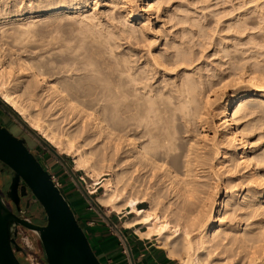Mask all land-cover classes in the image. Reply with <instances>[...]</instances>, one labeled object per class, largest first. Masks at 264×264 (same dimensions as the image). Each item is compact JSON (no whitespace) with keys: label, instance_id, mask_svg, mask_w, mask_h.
<instances>
[{"label":"bare ground","instance_id":"obj_1","mask_svg":"<svg viewBox=\"0 0 264 264\" xmlns=\"http://www.w3.org/2000/svg\"><path fill=\"white\" fill-rule=\"evenodd\" d=\"M1 4L0 24H8L6 29L18 42L27 40L35 28L23 27L18 22L21 15L14 14L17 17L12 19L5 1ZM64 6L35 9L41 13L37 21L67 17L72 11ZM77 7L69 6L70 10ZM132 8L123 9V16L131 17L134 30L145 38L148 23L141 11ZM177 22L196 29L178 30L172 42L168 39L171 51L148 55L138 66L125 59L127 50L121 60L106 65L99 60V52H89L91 47L84 53L74 48L76 52L71 49L74 53L69 52L65 61L71 62L69 69L79 72L69 70L73 75L68 76L67 68V75L51 79L46 75L53 69L50 60L28 63L17 58L21 61L14 63L18 69L13 75L0 66V97L45 141L70 148L75 167L85 169L95 180L99 174L109 175L97 201L116 210L129 208L134 216L128 224L144 227L137 231L145 238L158 236L179 264H264V50L254 48L255 44L245 47L235 34L232 39L238 42H223L219 34V41L210 44L218 58L204 62L205 43L212 38L206 26L186 17ZM124 29L123 33L127 29L135 33L131 27ZM89 30L85 37L92 43H105L106 31L102 36ZM64 121L68 126H63ZM151 178H156L153 184H149Z\"/></svg>","mask_w":264,"mask_h":264},{"label":"rangeland","instance_id":"obj_2","mask_svg":"<svg viewBox=\"0 0 264 264\" xmlns=\"http://www.w3.org/2000/svg\"><path fill=\"white\" fill-rule=\"evenodd\" d=\"M1 1H5L4 7L7 10L9 9L12 11V13L10 12L11 14L9 13V16L11 18L17 17V16H12L14 14L15 15L20 14L23 21L20 19L21 22H20V20L18 22L21 23V25L23 27L31 26V27L35 28V32H30V34L28 35V38H26L27 40H22L20 43V41L18 42V40L13 39L14 33L11 34L10 30H7L8 26H9L8 24H7L8 26L7 25L2 26V24H0V35H1L0 36V66H2V68L5 67L6 70H4V71H10V73H12V75H13V72L15 74L16 70L18 69L16 66H17V64H19L18 62L21 60H24V61L26 60L28 63H31L32 61L37 62V61H49L50 60L49 62L52 63L53 69H51V72L46 73V75L48 77H51V79H55L56 77H59L63 74L67 75V73L69 74L68 76H70L71 73H69V70L71 72L74 71L73 74H75V72L78 73L79 71H75V70L72 71L73 66H72L71 62L65 61V57L67 55H69L70 53H74L78 50H79L78 53H81V52L84 53L90 47H91V49L93 47L94 48H93V50L89 49V52H91V51L96 52V53L99 52V57H98L99 60L101 62H104L106 65H109L110 62H111V64H114L115 62H117V59L121 60L123 58L121 54H123L126 50L128 51V49H130L128 52L127 51L125 52L126 55H129V57H127L125 54H123V56L125 57V59L129 58L128 60H129L131 65H133V66L137 65L138 66V64L139 65H140V63L142 64V59L144 60V57H147L148 55H149L148 57L151 58L155 54H156L155 56H160L163 52H164V54H166L169 50L171 51L172 50L171 48H173V47H171L172 44L170 43L169 40H170V38H171V42H172V40H174V38H173L174 33L179 35L180 34L179 31L185 27L190 28V29L192 28V30L196 29V26L192 25V27H190L191 26L190 23H186V24L185 23L184 24L178 23L177 21H178L179 17H186L192 21L197 19V21L200 22L201 25L204 24V25H202L203 27H205V26L207 27V28L205 27L204 29H206V31L209 33L208 36L210 34L212 35V36H209L212 38L208 39L207 43H205L207 46V50L205 47V49H204L205 53H203V54H205V58H202L203 60H205L204 62H207L208 60H209V62H215V59L218 58L219 54L218 55L213 54V51L211 50L212 45L210 46V44L213 42H216V40L219 41L220 35L222 37V34H223L222 38L224 39V40H222L223 42H225V41L229 42V40L231 42H233L235 39L233 40L232 38L235 37L236 35H238L236 37L239 38L240 40L242 38L241 42H243L244 44L246 43L245 47L246 46L247 47L248 46L254 47V44H255L256 47H254V48L258 47V48H261L264 50V47H262V45L264 46V44H263L264 43V32H263L264 29H262V27L264 28V19H263L264 18V0H205V1L204 0L203 1L202 0H169V1L168 0H80V1L79 0H74V1L68 0V1H70V2H68V5L70 7L78 6L76 10H72V9L70 10L69 6L67 5L66 0L65 1L64 0L63 1L62 0L61 1L60 0H21V1L20 0H15V1L14 0H0V2ZM44 1L45 2L47 1V2L44 3ZM75 1H77V2L79 1L77 5H76ZM81 1H82V3H81ZM84 1H85V3H84ZM255 1H256V3H255ZM146 3L151 4V6L150 7L147 6L148 7L147 8L145 6ZM73 4H75V5H73ZM48 5H49V7H48ZM55 5H63V6L66 5V6H64V7H66L65 10L68 9L69 11H72V13L71 14L69 13L70 15H68L67 17H59L57 19L55 17L56 20L55 19L51 20L50 18H47V19L45 18L47 21L45 19H44V21H43V19H40L39 21H37L38 18L41 16V13L40 14L38 12L36 13V11L40 10L41 9L40 7L47 9V8H50V6L53 7ZM129 6H130V8L134 7V9L132 8L133 11H135V10H137V11L139 10V12L141 11V13L144 17V18H142V20H145L146 24L148 23L147 29H149V31L147 32V35L145 38L138 36L139 33L137 32V30H134L135 28H133L135 23L133 21H130L131 17L128 20H126L125 16H123V15H125L123 9L128 8ZM136 6H137V8H136ZM0 7L2 8V4L0 5ZM143 7H145V8H143ZM151 7H152V9H151ZM179 7H180L181 11L179 10ZM181 7H183V8H181ZM141 8H143V9L140 10ZM226 8H228V9H226ZM238 8H239V10H238ZM35 9H36V11H35ZM108 10H109V12H107ZM31 11L33 12L32 15L29 13ZM90 11H92V12H90ZM166 13H168V14H166ZM86 14H88V15H86ZM2 15H4V13ZM71 15H72V17H71ZM212 16H214V17H212ZM217 16H218V20H217ZM237 17H238V20H237ZM245 17H247V18H245ZM6 18H8V17H6ZM239 18H240V20H239ZM241 18H242V21H241ZM244 19H246V20L244 21ZM26 20H28V21H26ZM236 20L239 22L244 21L242 23L244 25H242L241 22H240V24H239V22H237V24L236 23L232 24V23H234V21L236 22ZM126 21H128V22H126ZM147 21H149L150 23ZM219 21H220V23H219ZM229 21H230L229 26H231V27H229L227 24V22H229ZM37 22H39V23H37ZM106 22H108V23H106ZM131 23L133 24V26ZM93 24H95V25H93ZM125 24H127V25H125ZM175 24H176V26H175ZM122 25H124V26H122ZM233 25H235V26H233ZM236 25H237V27H236ZM128 27H131V29L135 31L134 34H136V35H134L133 32H130L129 29L126 30L128 33L127 32L123 33L121 31V29L123 30L124 28H128ZM40 28H42V29H40ZM87 28H88V30H87ZM89 28L92 29V31L94 30L93 31L94 34L96 33L98 35L101 32L100 35H102V36H103V34H104V36L108 35L105 37V38H107V40L105 41V43L103 45L100 46L97 43H92L88 38L85 37L86 33L90 32ZM101 28H102V30H101ZM217 28H218V30H217ZM240 28H241V30H240ZM161 29H163V30H161ZM229 29L231 31H229ZM238 30H240L244 33L240 32V31L238 32ZM2 31H4L5 33H3ZM8 31L10 32V34ZM80 31H81V33H80ZM105 31H106V35H105ZM165 32H167V34ZM213 32H214V34H213ZM78 33L80 34L79 36H78ZM111 33H114V35L110 38L109 34H111ZM121 33H123V35H120ZM225 33H227V34H225ZM234 34H235V36H233ZM243 34H244V36H243ZM166 36H167V38H166ZM224 36H226V37H224ZM227 36L231 37V38H228ZM59 38H61V39L59 40ZM76 38L78 40H76ZM79 38H81V39H79ZM83 38H85V39L83 40ZM151 38L153 41L155 38V41L153 42L152 40H150ZM186 38L187 37H184V39H186ZM195 38H196V36L193 38L192 42H196ZM14 40H16V41H14ZM58 40L62 41V43H59ZM63 40H64V42H63ZM210 40H211V42H209ZM235 41H237V40H235ZM7 42H8V44H7ZM81 42H83V43L81 44ZM107 42H108V44H107ZM143 42H144V44H143ZM168 42H169V44H171V45H169L171 48H169L167 46ZM148 44H149V46H148ZM62 45H63V47H62ZM79 46H81V49ZM99 46H100V48H99ZM243 46L244 45H239L238 47H243ZM59 47L61 48L62 52H61ZM22 48H23V50H22ZM74 48L76 51L74 50ZM102 48H103V51L101 52ZM116 48H118L117 51H116ZM194 48L196 49L197 46H194ZM66 49H67V52H63V51H66ZM71 49L74 52H72ZM83 49H84V51H83ZM108 49H109V51H107ZM120 49L122 50V52ZM147 49H149V51ZM166 49H168V50H166ZM114 50L116 51L115 53H117V55L115 53H113ZM59 51H60V53H59ZM160 51H161V53H159ZM14 52L16 55L14 54ZM109 53L110 54L112 53V55H108ZM119 53H120V55H119ZM127 53H129V54H127ZM60 54L62 57L60 56ZM113 54H115L116 56ZM157 54H159V55H157ZM107 55L111 56V57L114 56L115 58H113V59H111V57L108 58ZM118 56L119 57L121 56L122 58L121 57L119 58ZM13 57H14V59L19 58L21 60L18 61V59H17L15 61L13 59ZM63 57H64V60H63ZM140 57H141V59H140ZM7 58H9V59L11 58V61L13 59V63L12 62L10 63L9 59L7 61ZM206 58H207V60H206ZM51 59H52V61H51ZM61 60L67 65H65L64 63H61L62 62ZM108 60H110V61H108ZM114 60H115V62H113ZM137 60H138V62H136ZM6 61L9 62V64H7ZM4 62H6V63H4ZM16 62H17V64H14ZM55 62L56 63L58 62V65L61 64V66L59 65L56 67ZM64 65L67 67H65ZM13 66H15V67H13ZM62 66H64L63 69L65 68L64 71L62 70V68L60 69V67H62ZM71 66H72V68L69 69ZM55 67L57 68L56 70L54 69ZM2 68H0V69H2ZM9 68H13V69L11 70ZM14 68H15V70H14ZM67 68H68V70H67ZM42 69H43V67H42ZM66 70H67V73L65 72ZM73 74H71V75H73ZM8 75H9V73H8ZM12 75L10 74V77H12ZM10 77H8V78L10 79ZM10 108H12V107H10ZM261 120L263 121V123L261 125V127L263 129L264 128V117L261 118ZM0 123H2L3 125L11 127L12 128L11 133L13 135L23 137L25 139V142L27 143L28 147L34 153L37 152V155L41 161L42 166L44 167V169H46L50 173V175H54L56 181L58 182V185H57L58 188L60 189V191L62 192V194L66 198L67 202L71 204L72 209L75 210L77 208L80 213L82 212V214L85 215L84 219H82L80 221V225H81L82 229L84 230L85 234H86V228H88L89 226H95L96 222L103 224L104 228H106V231L110 235H112L118 239V241L120 242V246H122V248L125 250V253H127L125 246H124V242H123L122 238L120 237L119 233L111 225V223L108 222V220L100 212H98L96 210V208L89 202V200L87 198V195H89L92 199H94L98 203V205L101 207L103 212L108 216V218H110L112 220V222L121 230V232L124 234L126 239H127L128 234L129 235L134 234L136 236L143 238L144 240H149L150 242L154 243V246H156L158 249L162 250L164 252V254H166L169 258H171L173 264H179V261L177 260V258L173 257V255H170L169 248L165 244H163L160 239H158V236L152 235L149 238H145L143 235H140V233H138V231H137V229H139L140 231H144L145 230L144 227L141 228L140 227L141 225L130 226V224H128V222L134 216V214L132 212H129L130 211L129 208H125L123 206V207H120V210H116V209L111 208L110 206L101 205L97 201V197L104 193L103 183L105 182L106 178L109 177V175L99 174L97 180H95L94 176H92V174L87 172L85 169L80 168V167H75L74 155H73L72 150L70 148L65 147L61 143L60 144H58V143H52L51 144L48 142V144H50L64 158V160L70 166L72 171L76 174L78 180L80 181V183L83 187V188H81L79 186V184L74 180V178L66 170L65 166L43 144H41L28 130H26L15 118H13L9 114V112L1 104H0ZM62 124L65 127L68 126V124H66L65 121ZM34 131L40 135V133L37 130H34ZM6 170H7L6 168H4V167L2 168V166L0 165V171H3V173L0 172V192H2V194H3V192L5 193L7 186H9L10 178H11V176H13V172H12V174L8 175L6 173L7 172ZM155 179L156 178H154V179L151 178V181L149 184H153L156 181ZM29 211L31 212L32 215L34 213H36V215L32 218V220H31V217H29V216H28L29 218L28 217L27 218L32 223L37 224V225H41L42 224V220L40 217L41 209L39 208V206L35 203H32L31 206L29 207ZM17 231H18V229H17ZM19 231H20L19 233H21V235H23V237L25 238L24 241L22 240L23 249H22L21 253H19L20 256L24 257V259H23L24 263L23 264H46L45 263V257H44L45 255L43 253V249L40 245V242H39L36 234L30 230L27 231L26 228H23V227L19 228ZM15 232H16V230H15ZM16 242L19 244L18 239ZM23 251H25V254ZM17 252H19V251H17Z\"/></svg>","mask_w":264,"mask_h":264},{"label":"water","instance_id":"obj_3","mask_svg":"<svg viewBox=\"0 0 264 264\" xmlns=\"http://www.w3.org/2000/svg\"><path fill=\"white\" fill-rule=\"evenodd\" d=\"M0 104L65 166L69 174L83 188L64 158L1 98ZM0 162L13 172L9 194L15 205L18 206L20 196L30 191L44 212L46 221L44 225H37L28 218L18 217L8 207L0 193V264H21L16 255V252L22 249L14 238L16 225H22L36 234L47 264H101L69 203L58 186L52 181L50 173L28 150L22 139L1 125ZM87 198L119 233L130 263L135 264L124 234L108 218L94 199L89 195Z\"/></svg>","mask_w":264,"mask_h":264},{"label":"crops","instance_id":"obj_4","mask_svg":"<svg viewBox=\"0 0 264 264\" xmlns=\"http://www.w3.org/2000/svg\"><path fill=\"white\" fill-rule=\"evenodd\" d=\"M74 211L79 221L84 219L85 215L82 212L80 213L77 208ZM86 232L93 250L102 264L108 259H111L115 264H131L128 254L120 246L118 239L110 235L103 224L96 222L95 226L86 228ZM127 241L135 264H173L172 259L149 240L128 234Z\"/></svg>","mask_w":264,"mask_h":264},{"label":"flooded vegetation","instance_id":"obj_5","mask_svg":"<svg viewBox=\"0 0 264 264\" xmlns=\"http://www.w3.org/2000/svg\"><path fill=\"white\" fill-rule=\"evenodd\" d=\"M0 125L1 126H4V127H6L10 132H11V127H9V126H6V125H3L2 123H0ZM18 138H20V139H22L23 141H24V144L26 145V147L28 148V150L39 160V162L41 163V161H40V159H39V157H38V155H37V152L36 153H34L29 147H28V145H27V143L25 142V139L23 138V137H21V136H17ZM0 165L2 166V168L4 167V168H8L6 165H4L3 163H1L0 162ZM0 172H2L3 173V171H0ZM8 175H10V172H8ZM12 177V176H11ZM10 182H11V178H10V181H9V185H10ZM9 186H7V189L5 190V193L3 192V194H2V192H0L1 193V195H2V197H3V199L5 200V202H6V204L8 205V207L18 216V217H20V218H27L28 216H26L24 213H23V203H24V196L25 195H22V196H20V198H19V202H18V206H16L15 205V203L13 202V200L11 199V197H10V194H9ZM8 194V195H7ZM29 218V217H28ZM21 227H23L22 225H16V227H15V229H16V234L14 235V238H15V241H17V239H18V242H19V246H21V248L23 249V245H22V240L24 241L25 240V238L23 237V235H21V233H19L20 231H19V228H21ZM23 228H25V227H23ZM17 229H18V231H17ZM26 230L27 231H29L27 228H26ZM22 249L18 252V253H21V251H22ZM24 252V254H25V251H23ZM23 259H24V257H23Z\"/></svg>","mask_w":264,"mask_h":264},{"label":"trees","instance_id":"obj_6","mask_svg":"<svg viewBox=\"0 0 264 264\" xmlns=\"http://www.w3.org/2000/svg\"><path fill=\"white\" fill-rule=\"evenodd\" d=\"M7 172V174H8V172H10V174H12V171H10V169L9 168H7V170H6ZM32 195H31V193H30V191H27V193L25 194V196H24V203H23V213L25 214V215H27V216H29V217H31V220H32V218L36 215V213H34L33 215L31 214V212L29 211V207L31 206V204L32 203H35V204H37L38 206H39V204H38V202L33 198V197H31ZM69 205H70V207H71V204L69 203ZM39 208L41 209V207L39 206ZM71 209H72V207H71ZM73 210V209H72ZM41 213H40V217H41V220H42V224L41 225H44L45 223H46V221H45V219H44V212L41 210L40 211ZM73 212H74V214H75V211L73 210ZM75 216H76V214H75ZM76 218H77V221L79 222V224H80V221H79V219H78V217L76 216ZM86 236H87V238H88V241H89V243H90V239H89V236H88V234H87V232H86ZM90 246L92 247V245H91V243H90ZM92 249H93V247H92ZM94 253H95V251H94ZM16 255H17V258L19 259V261L21 262V264H23L24 263V260H23V257L22 256H20L19 255V253L18 252H16ZM95 255H96V253H95ZM97 256V255H96ZM45 257V256H44ZM98 258V257H97ZM23 261V262H22ZM100 261V260H99ZM101 262V261H100ZM45 263H46V260H45ZM47 264V263H46ZM102 264V263H101Z\"/></svg>","mask_w":264,"mask_h":264},{"label":"built area","instance_id":"obj_7","mask_svg":"<svg viewBox=\"0 0 264 264\" xmlns=\"http://www.w3.org/2000/svg\"><path fill=\"white\" fill-rule=\"evenodd\" d=\"M50 176H51V178H52V181H53L56 185H58V182L56 181L54 175H50ZM104 264H115V263H114L111 259H108L107 261H105Z\"/></svg>","mask_w":264,"mask_h":264}]
</instances>
